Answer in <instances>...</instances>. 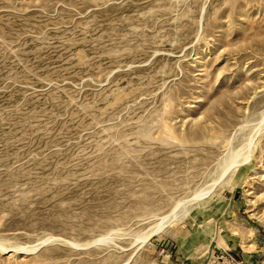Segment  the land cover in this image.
Returning a JSON list of instances; mask_svg holds the SVG:
<instances>
[{
  "label": "rangeland",
  "instance_id": "1",
  "mask_svg": "<svg viewBox=\"0 0 264 264\" xmlns=\"http://www.w3.org/2000/svg\"><path fill=\"white\" fill-rule=\"evenodd\" d=\"M226 253L264 264V0H0V264Z\"/></svg>",
  "mask_w": 264,
  "mask_h": 264
},
{
  "label": "built area",
  "instance_id": "2",
  "mask_svg": "<svg viewBox=\"0 0 264 264\" xmlns=\"http://www.w3.org/2000/svg\"><path fill=\"white\" fill-rule=\"evenodd\" d=\"M225 255L227 256L225 259L223 257L217 258L214 264H252V260H240L231 253H226Z\"/></svg>",
  "mask_w": 264,
  "mask_h": 264
},
{
  "label": "bare ground",
  "instance_id": "3",
  "mask_svg": "<svg viewBox=\"0 0 264 264\" xmlns=\"http://www.w3.org/2000/svg\"><path fill=\"white\" fill-rule=\"evenodd\" d=\"M167 110V109H166ZM145 139V138H144ZM98 147V146H97ZM233 159V158H232ZM232 161V160H231ZM230 163V162H229ZM228 167V166H227ZM225 168V167H224ZM234 235H237L238 232H233ZM224 243V242H223ZM240 246L241 248H243L245 251H249V252H252L256 250V245H255V242H253L251 239H250V236H247L246 238H243L240 240ZM36 248V247H35Z\"/></svg>",
  "mask_w": 264,
  "mask_h": 264
},
{
  "label": "water",
  "instance_id": "4",
  "mask_svg": "<svg viewBox=\"0 0 264 264\" xmlns=\"http://www.w3.org/2000/svg\"><path fill=\"white\" fill-rule=\"evenodd\" d=\"M52 242H53V240H46L43 243H41L36 249H34V251H38V250L48 246Z\"/></svg>",
  "mask_w": 264,
  "mask_h": 264
},
{
  "label": "crops",
  "instance_id": "5",
  "mask_svg": "<svg viewBox=\"0 0 264 264\" xmlns=\"http://www.w3.org/2000/svg\"><path fill=\"white\" fill-rule=\"evenodd\" d=\"M247 260H249V261H250V260H252V259L248 258ZM252 263H253V260H252Z\"/></svg>",
  "mask_w": 264,
  "mask_h": 264
}]
</instances>
